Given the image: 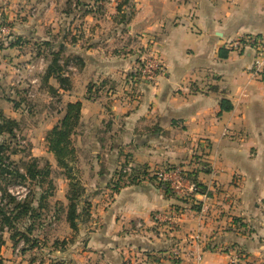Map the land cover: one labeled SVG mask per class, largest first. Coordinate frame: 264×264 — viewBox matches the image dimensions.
<instances>
[{
  "label": "crops",
  "instance_id": "obj_1",
  "mask_svg": "<svg viewBox=\"0 0 264 264\" xmlns=\"http://www.w3.org/2000/svg\"><path fill=\"white\" fill-rule=\"evenodd\" d=\"M57 1L0 0V36L38 37ZM105 3L112 9L102 15L76 11V20L95 21L90 43L75 51L80 61L64 65L65 86L50 81L59 95L49 98L60 106L46 130L66 103L81 102L75 148L90 204L64 264H231L233 248L239 264H264V82L251 72L255 49L233 44L264 41V0ZM152 53L165 71L149 83L137 67ZM126 165L137 174L181 166L206 194L169 195L153 179L123 172ZM57 181L54 199L66 204L69 180ZM157 211L171 212L174 223L155 222ZM173 248L175 261L165 257Z\"/></svg>",
  "mask_w": 264,
  "mask_h": 264
},
{
  "label": "rangeland",
  "instance_id": "obj_2",
  "mask_svg": "<svg viewBox=\"0 0 264 264\" xmlns=\"http://www.w3.org/2000/svg\"><path fill=\"white\" fill-rule=\"evenodd\" d=\"M75 1L71 0L68 4V0H58L52 6L51 11L47 13L45 24L38 37L29 38L30 36H17L10 33L0 36V50L12 48L10 52L3 51V54H0V64L4 60L0 67V114L3 113L17 122L14 127L15 137L12 140L16 144L13 143L11 148L16 153L11 154L10 157L15 163L20 164L21 160H27L30 158L28 155H31L38 159L41 167L46 165L49 167V175L45 176L40 186L35 185V182L28 181V187L31 189L29 198L33 205L37 206L36 202L42 193L45 196L42 199L44 204L42 208H37L33 222L25 219L21 222L23 227L33 223L32 232L26 236L25 245L19 243L15 246L9 238L10 233L4 234L5 242L9 241L11 246L3 251L5 258L0 251L3 264H21L23 262L30 264V261L35 264H64L66 259L64 251L68 253L69 246L73 242L74 231L71 229V232H68L65 225L67 223L64 213L66 204L54 199V193L60 189L57 178L69 180L66 174L67 170L57 163L54 154L49 151L46 141V134L49 130H46V126L55 121V116H51V113L60 106V103L50 99L49 96L54 97L59 94L50 84V81L54 83L55 77H49L47 80L43 77L54 55L58 57L57 63L59 66L61 65L60 68L62 66L65 68L66 60H68V64L77 63L75 57L79 56L75 51L79 50V46L89 45L88 27L95 21L90 20L91 15H88L90 16L88 19L78 18L76 20L74 17L78 14L76 11L86 14V10L91 9L87 13L102 15L109 12L112 7L105 3L106 0H101L99 4L91 0L84 5L79 3L75 5ZM62 11L66 14H62ZM99 19L102 24L98 22L97 25L105 29L108 27L112 29V24H107L106 19L98 17ZM83 24L86 25L85 31L82 27ZM3 26L7 28L6 23L1 25V27ZM4 37L7 38L2 40ZM14 41H21V45L8 46ZM75 44H77L76 47ZM60 45L63 46L61 50ZM34 79L36 80L33 81ZM76 134L77 131L70 136L71 144L74 147H76ZM9 138L8 134L1 136V139ZM77 158H79L78 149L75 148V152L67 160V164L72 169V181H77L79 185L83 186L84 194L86 188L80 180L81 166L79 163L77 164ZM13 189L19 195H23L26 191L19 187H13ZM50 193H53V196H48ZM86 218L84 217L80 222Z\"/></svg>",
  "mask_w": 264,
  "mask_h": 264
},
{
  "label": "trees",
  "instance_id": "obj_3",
  "mask_svg": "<svg viewBox=\"0 0 264 264\" xmlns=\"http://www.w3.org/2000/svg\"><path fill=\"white\" fill-rule=\"evenodd\" d=\"M70 1L71 0H68V4H70ZM100 1L101 0H93L96 4H99ZM75 2V5L77 3L84 5L86 3L81 0H76ZM117 9L119 11L122 10L121 5H117ZM86 11L90 12L91 9ZM17 39H19V37H17ZM19 45H21V41H14L8 46ZM61 49H63L62 45H60V50ZM226 55V50L220 51V57H225ZM57 60L58 57L54 55L51 64L44 72L43 79L47 80L49 77L53 76L61 86H65L67 84V79L62 75L63 66L60 68L61 65H58ZM75 60L80 61L78 57H75ZM68 63V60H66L64 65ZM91 90V85H88V92ZM220 103L222 109L226 110L230 108V105L225 104L226 100L222 99ZM80 110V101L66 103L64 115L46 134L49 151L54 154L57 163L67 170L66 174L68 175L67 178H69V185L65 195L67 203L64 213L65 220L73 231L77 230L78 223L83 220L84 217H88L90 208L89 202L83 198V186L79 185L77 181H72V169H70L67 164V160H69L75 152V147L71 144L70 136L75 132V128L80 120ZM16 125L17 122L14 119L8 118L3 113L0 114V251L5 244L4 234L6 232L10 233L9 238L13 241L15 246L20 242L25 245L27 241L26 236H29L32 232L33 223L23 227L21 222H23V219L33 222L34 214L37 213V208L43 207L44 203L42 199L45 197L44 193H42L36 202L37 206H34L32 200L29 198L31 189L28 187V181L35 182V185L40 186L45 176L49 175V167L47 165L41 167L36 157L28 155L30 158L21 160L20 164L15 163L11 159L10 155L16 153L15 150L11 149L14 143L12 140L15 137L14 127ZM3 134H8L10 138L1 139ZM191 179L195 184V191L197 193H206L205 188L202 187L193 175ZM160 186L167 194L172 195L166 184L161 183ZM13 187L24 188L26 191L23 195H19V193H16L17 191H14ZM48 196H53V193L48 194ZM0 264H3L2 257H0Z\"/></svg>",
  "mask_w": 264,
  "mask_h": 264
},
{
  "label": "built area",
  "instance_id": "obj_4",
  "mask_svg": "<svg viewBox=\"0 0 264 264\" xmlns=\"http://www.w3.org/2000/svg\"><path fill=\"white\" fill-rule=\"evenodd\" d=\"M6 27H0L1 32L6 31ZM234 46L237 48L250 47L255 49V59L251 69L252 75L264 82V41L257 36H247L241 39H237L233 42ZM139 66L137 71L139 72L142 79L149 83H154L158 78L164 73L165 68L160 57L157 54H142L139 58ZM34 79L33 81H35ZM122 171L131 174L134 177L141 179H153V181L160 185L164 183L167 185L169 191L172 195L181 198L188 199L192 197L195 193L196 187L191 179L190 174L183 169L181 166L175 165L166 168H157L153 170H143L139 174L130 165L122 167ZM199 193V192H198ZM206 194V193H202ZM193 204H197V200H192ZM174 215L171 212H161L157 211L153 214V220L155 222H164L166 224L174 223ZM22 243V242H20ZM240 250L233 248L228 251L230 256L231 264H239ZM177 252L175 248L171 249L165 254V257L169 260L175 261ZM200 260V256L196 257V261Z\"/></svg>",
  "mask_w": 264,
  "mask_h": 264
}]
</instances>
